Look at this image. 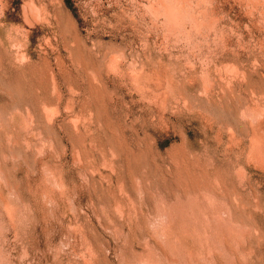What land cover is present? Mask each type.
Wrapping results in <instances>:
<instances>
[{"label":"rangeland","instance_id":"obj_1","mask_svg":"<svg viewBox=\"0 0 264 264\" xmlns=\"http://www.w3.org/2000/svg\"><path fill=\"white\" fill-rule=\"evenodd\" d=\"M154 1L0 0V264H264V0Z\"/></svg>","mask_w":264,"mask_h":264},{"label":"bare ground","instance_id":"obj_2","mask_svg":"<svg viewBox=\"0 0 264 264\" xmlns=\"http://www.w3.org/2000/svg\"><path fill=\"white\" fill-rule=\"evenodd\" d=\"M153 1H154V0H153ZM168 1H169V0H168ZM168 1H167V2H168ZM174 1H175V2L178 1V2H179V5L182 6L183 4H185V1H186V0H174ZM187 1H188V0H187ZM193 1H194V0H193ZM195 1H196V0H195ZM154 2H155V1H154ZM175 2H174V3H175ZM191 2H192V1H191ZM253 2H254V1H253ZM161 3H163V2L161 1ZM170 3H171V2H170ZM176 3H177V2H176ZM189 3H190V2H189ZM193 3H194V2H192V4H193ZM249 3L251 4V2H249ZM256 3H258V2H256ZM156 4H158V3H156ZM159 4H160V3H159ZM171 4H172V3H171ZM171 4H170V5H171ZM186 5H187V4H186ZM198 5H199V4H198ZM159 6H160V5H159ZM161 6H162V5H161ZM161 6H160V9H161V8H164V7H161ZM180 6H179V7H180ZM188 6H191V4L188 5ZM192 7H193V6H192ZM199 7H201V6H199ZM182 8H183V7H182ZM182 8H181V12H183V10H184V9L182 10ZM189 8H190V7H189ZM197 8H198V7H197ZM205 8H206V7H205ZM177 9H179V8H177ZM185 9H186V8H185ZM199 9H200V8H199ZM162 11H163V10H162ZM162 11H160V12H162ZM164 11H165V10H164ZM164 11H163V12H164ZM178 11H179V10H178ZM186 11H189L188 8H187ZM186 11H185V13H186ZM160 12H159V13H160ZM166 12L168 13L169 17H170L173 21H178V22L181 21V20H180V21L178 20L179 18L177 17V14H176V13H178V12H176V9H175L174 6H167V7H166ZM192 12H193V11H192ZM192 12H189L190 15H191ZM196 12H197V11H196ZM204 12H205V11H204ZM157 13H158V12H157ZM187 13H188V12H187ZM193 13H194V12H193ZM199 13H200V11H199ZM201 13H202V12H201ZM164 14H165V13H164ZM178 14H179V13H178ZM180 14H181V13H180ZM195 14H196V13H195ZM203 14H204V13H203ZM205 14H207V13H205ZM205 14H204V16H205ZM159 15H160V14H159ZM200 15H201V14H200ZM208 15H209V14H208ZM210 15H211V14H210ZM165 16H166V15H165ZM180 16H182V15H179V17H180ZM188 16H189V15H188ZM192 16H193V15H192ZM192 16H191V17H192ZM213 16H214V15H213ZM163 17H164V16H163ZM194 17H195V16H194ZM202 17H203V16H202ZM208 17H211V16H208ZM164 18H166V17H164ZM187 18H188V17H187ZM198 18H201V17H198ZM203 18H205V17H203ZM220 18H221V17H220ZM167 19H168V18H167ZM190 19H191V18H190ZM208 19H209V18H208ZM213 19H214V18H213ZM218 19H219V18H218ZM187 20H188V19H187ZM197 20H199V19H197ZM201 20H202V19H201ZM205 20H206V19H205ZM205 20H204V21H205ZM167 21H169V20H166V23H167ZM212 21H213V20H212ZM214 21H215V20H214ZM219 21H220V19H219ZM164 22H165V21H164ZM182 22H183V21H182ZM187 22H188V21H187ZM187 22H186V23H187ZM206 22H207V21H205V23H206ZM210 22H211V20H210ZM166 23H165V24H166ZM170 23H171V22H170ZM170 23H169V25H170ZM201 23H203V22H201ZM215 23H216V22H215ZM173 24H174V23H173ZM173 24H172V25H173ZM175 24H176V23H175ZM175 24H174V25H175ZM177 24H178V23H177ZM189 24H190V23H189ZM189 24H187V26H188ZM193 24H194V23H193ZM193 24H192V25H193ZM197 24H198V22H197ZM210 24H212V22H211ZM172 25H171V26H172ZM179 25H180V24H179ZM198 25H199V24H198ZM213 25H214V24H213ZM213 25H212V26H213ZM216 25H217V24H216ZM219 25H220V24H219ZM181 26H182V23H181ZM204 26H205V24H204ZM204 26H203V27H204ZM207 26H209V25H207ZM210 26H211V25H210ZM185 27H186V25H185ZM193 27H194V26H193ZM197 27L199 28V26H197ZM200 27H201V25H200ZM203 27H202V28H203ZM204 28H205V27H204ZM204 28H203V29H204ZM206 28H207V27H206ZM171 29H172V28H171ZM182 29H183V28H182ZM179 30H180V29H179ZM184 30H185V29H184ZM190 30H191V29H190ZM211 30H212V29H211ZM213 30H214V29H213ZM170 31H171V30H170ZM172 31H173V30H172ZM185 31H186V33H187V27H186V30H185ZM188 31H189V29H188ZM173 32H174V31H173ZM191 32H195V31H191ZM177 33H178V32H177ZM189 33H190V32H189ZM181 34H182V33H181ZM183 34H184V33H183ZM190 34H191V33H190ZM190 34H189V35H190ZM193 34L195 35V33H193ZM179 36H181V35H179ZM187 36H188V34H187ZM55 92H56V91H55ZM52 93H53V95L55 94V93H54V89H53V92H52ZM57 93H59V92H57ZM47 107H48V106H46V108H47ZM32 122H33V120L31 121V123H32ZM27 123H28V125H30L29 122H27ZM27 127H28V126H27ZM256 154H258L261 158H263V156L261 155V154H262V150L260 149V147H257V148H256ZM121 185H122V184H121ZM122 186H123V185H122ZM123 190H124V189H123ZM123 190H122L121 192H123ZM129 193H130V192H129ZM178 193H179V192H177V194H178ZM126 194H127V193H126ZM46 195H47V194H46ZM177 196H178V195H177ZM179 196H180V195H179ZM183 196H184V195H183ZM177 198H179V197H177ZM180 198H181V197H180ZM182 199H183V198H182ZM179 200H180V199H179ZM179 200H177V201L179 202ZM130 201H131V200H130ZM132 201H133V200H132ZM182 201H183V200H182ZM184 201H185V200H184ZM184 201H183V203H182L183 207H181V212H183L184 209L182 210V208H184V203H185L187 200H186L185 202H184ZM130 203H131V202H130ZM179 203H180V202H179ZM179 203H178V204H179ZM165 204H166V203H165ZM168 204H170V203H168ZM173 204H174V203H173ZM173 204H172V205H173ZM180 204H181V203H180ZM180 204H179V205H180ZM186 204H187V203H186ZM186 204H185V205H186ZM118 205H119V204H118ZM163 205H164V204H163ZM170 205H171V204H170ZM172 205H171V206H172ZM174 205H175V204H174ZM182 205H181V206H182ZM134 206H135V205H134ZM167 206H168V205H167ZM167 206H166V208H167ZM171 206H170V207H171ZM177 206H178V205H177V203H176V208H177ZM116 207H117V206H116ZM120 207H121V206H120ZM159 207H160V208H158V211H159L160 209H161V211L164 210L162 206H159ZM161 207H162V208H161ZM172 207H174V206H172ZM185 207H186V206H185ZM187 207H188V206H187ZM132 208H133V206H132ZM174 208H175V207H174ZM188 208H189V207H188ZM214 208H215V207H214ZM216 208H217V206H216ZM117 209L119 210V208H117ZM120 209H121V208H120ZM162 209H163V210H162ZM185 210H187V209H185ZM188 210H189V209H188ZM120 211H121V210H120ZM150 211H151V210H150ZM161 211H159V212H161ZM168 211H170V210L168 209ZM172 211H173V209H171V212H172ZM134 212H135V211H134ZM159 212H158V213H159ZM178 212H179V210H178ZM187 212H188V211H186L185 213H187ZM129 213H130V212H129ZM175 213H176V212H175ZM185 213H184V214H185ZM216 213H218V212H216ZM220 213H221V211H220ZM163 214H164V212H163ZM165 214H167V215L169 214V213H167V210L165 211ZM172 214H173V212H172ZM172 214L170 213V216H172ZM188 214H189V213H188ZM188 214H187V215H188ZM222 214H223V213H222ZM222 214H221V215H222ZM159 215H162V212H161ZM173 215H174V214H173ZM177 215H178V214H177ZM181 215H182V214H181ZM185 215H186V214H185ZM187 215H186V216H187ZM221 215H220V216H221ZM223 215H224V214H223ZM168 216H169V215H168ZM168 216H167V217H168ZM186 216H184V217H186ZM225 216H226V215H225ZM223 217H224V216H223ZM223 217H222V218H223ZM227 217H228V216H227ZM160 218H162V217H160ZM168 218H171V217H168ZM182 218H183V217H182ZM188 218H189V217L187 216V218H185V221H186V219H188ZM229 218H230V217H229ZM173 219H174V218H173ZM219 219H220V218H219ZM160 220H161V219H160ZM162 220H163V219H162ZM168 220H169V219H168ZM176 220H177V218H176ZM182 220H183V219H182ZM221 220H222V219H221ZM226 220H228V219H226ZM226 220L224 219L223 221H226ZM165 221H167V220H165ZM169 221H170V220H169ZM169 221H168V223H169ZM229 221H230V220H229ZM161 222H162V221H161ZM189 222L191 223V220H190V219H189ZM192 222H193V221H192ZM159 223H160V221H159ZM187 223H188V222H187ZM194 223H195V222H194ZM166 224H167V223H166ZM166 224H165V225H166ZM195 224H196V223H195ZM149 225L151 226L152 224H149ZM153 225H155V224H153ZM157 225H158V224H157ZM162 225H164V224L162 223ZM167 225H168V224H167ZM169 225H170V224H169ZM188 225H189V223L187 224L186 227H188V229H189V226H190V225H189V226H188ZM191 225H192V223H191ZM160 226H161V223H160ZM194 226H195V225L191 226V229H193ZM153 227H156V226H152V227H150V228H153ZM161 227H162V226H161ZM167 227H168V226H167ZM195 227H196V226H195ZM195 227H194V228H195ZM156 228H157V227H156ZM156 228H155V229H156ZM158 228H159V227H158ZM164 228H165V227H164ZM162 229H163V227H162ZM165 229H166V228H165ZM197 229H198V227H197ZM152 230H154V228H153ZM156 230L159 231L160 228H159V229H156ZM156 230H155V232H157ZM194 230H195V229H194ZM160 231H161V230H160ZM185 231H186V230H185ZM191 231H192V230H191ZM191 231H190V232H191ZM196 231H197V230H195V233H196ZM201 231H202V230H201ZM232 231H233V230H232ZM236 231H237V230H236ZM121 233H122V232H121ZM159 233H160V232H159ZM191 233H192V232H191ZM201 233H202V232H201ZM156 234L159 236L158 233H156ZM156 234H155V236H156ZM160 234H161V233H160ZM174 234H175V232H174ZM176 234H177V233H176ZM183 234H184V233H183ZM186 235H187V234H186ZM201 235H202V234H201ZM197 236L199 237L200 235H197ZM235 236H236V238L238 237V235H236V234H235ZM156 237H157V236H156ZM161 237H162V236H160V237H158V238L160 239ZM193 237H194V235H193ZM203 237H204V234H203V236H202L201 238H203ZM162 238H164V236H163ZM191 238H192V237H191ZM195 238L197 239L196 236H195ZM195 238H194V239H195ZM176 239H177V238H176ZM197 240H199V239H197ZM157 241H158V240H157ZM160 241L163 242V240H160ZM201 241H202V240H201ZM203 241H204V240H203ZM147 242H148V241H147ZM147 242H146V244H147ZM174 242H175V240H174ZM206 242H207V240H206ZM149 243H150V241H149ZM149 243L147 244L148 246H149ZM163 243H164V242H163ZM165 243H166V242H165ZM165 243H164V244H165ZM207 243H208V242H207ZM150 244H151V243H150ZM167 244H168V243H167ZM174 244H175V243H174ZM177 244H178V243H177ZM196 244H197V243H196ZM198 244H199V243H198ZM202 244H203V243H202ZM153 245H154V244H152V246H153ZM200 245H201V244H200ZM152 246H150V247H152ZM154 246H155V245H154ZM168 246H169V245H168ZM171 246H172V245H171ZM177 246H178V245H177ZM202 246H203V245H202ZM165 247H166V245H165ZM204 247H205V246H204ZM173 248H174V247H173ZM177 248H178V247H177ZM177 248H176V249H177ZM154 249H155V248H154ZM167 249H168V247H167ZM188 249H189V248H188ZM203 249H204V248H203ZM203 249H201V250L203 251ZM157 250H158V249H156L155 251L157 252ZM171 250H172V249H171ZM173 250H174V249H173ZM161 251H162V250H161ZM178 251H179V250H178ZM178 251H177L176 253H178ZM169 252H170V251H169ZM203 252H204V251H203ZM203 252H202V254H201V253H200V254L203 255V257L201 256V258L204 259V261H205V258H204V256H205L204 254H205V253L203 254ZM162 253H163V252H162ZM162 253H161V255H160L159 257L162 256ZM198 253H199V252H198ZM156 254H157V253H156ZM158 254H159V253H158ZM158 254L156 255V256H157L156 258L159 260L160 258L158 257ZM190 254H191V253H190ZM172 255H173V254H172ZM179 255H180V254H179ZM165 256H166V255H165ZM177 256H178V254H177ZM199 256H200V255H199ZM163 257H164V256H162L161 258L164 259L165 257H164V258H163ZM190 257H191V256H190ZM190 257H189V258H190ZM143 258H144V257H143ZM154 258H155V257H154ZM168 258H169V257H168ZM178 258H179V256H178ZM182 258L185 259L184 257H182ZM186 258H187V257H186ZM145 259H146V256H145ZM148 259H149V258H148ZM148 259H146L145 262H148ZM166 259H167V258H166ZM192 259H193V258H192ZM192 259H191L190 261H192ZM151 260H152V259H151ZM155 260H156V259H155ZM158 260H157V262L155 261V263H158ZM193 260H194V259H193ZM143 261H144V260H143ZM143 261H142V262L139 261V262H140V263H143ZM152 261L154 262V259H153ZM152 261H150L149 264H150ZM163 261H166V260H163ZM163 261H162V262H163ZM168 261H169V260H168ZM171 261H173V260H171ZM171 261H170V262H171ZM145 262H144V264H145ZM162 262L159 261L158 264H160V263L162 264ZM170 262H168V263L170 264ZM171 263H172V262H171ZM175 263H176V262H175ZM146 264H148V263H146ZM152 264H153V263H152ZM166 264H167V263H166ZM173 264H174V262H173ZM178 264H183V262H182V263H178ZM185 264H187V262H186ZM192 264H193V262H192Z\"/></svg>","mask_w":264,"mask_h":264}]
</instances>
